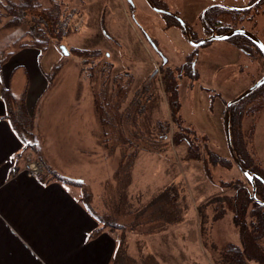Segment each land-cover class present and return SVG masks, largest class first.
I'll list each match as a JSON object with an SVG mask.
<instances>
[{"label":"rangeland","instance_id":"1","mask_svg":"<svg viewBox=\"0 0 264 264\" xmlns=\"http://www.w3.org/2000/svg\"><path fill=\"white\" fill-rule=\"evenodd\" d=\"M212 1L242 7L252 0H171L169 6L181 9L184 16L196 22ZM133 2L137 9L136 19L145 29L155 33L167 48L168 66H182L187 61L185 56L193 50L192 44L178 29H163L162 17L151 10L146 0ZM41 4L47 17L43 16L40 28L46 29V24L56 28L57 23L51 22L50 16L59 11L60 25H68L69 34L60 35L56 28L47 51H24L10 59L16 63L17 59L24 62L30 72L32 85L27 96L30 112L34 110L31 94L39 87L35 84L39 75L47 86L46 73L57 64L62 65L61 78L43 96L37 118L43 133L40 129L36 132L39 137L36 143L47 161H53V164L57 161L61 168L55 171L57 175L79 176L92 184L95 196L98 195L94 197L95 213L118 226L113 232L118 241H124L127 264H213L203 246L204 239L218 246L240 245L233 215L229 211L223 214L222 209L225 198L234 194V186L225 185L247 182L248 178L234 164L222 167L206 162L210 152L232 159L226 135V106L251 87L260 73L259 69H254L258 65L230 39L216 40L212 46L201 47L195 66L197 76L191 79L180 73L179 113L185 122L175 123L162 74L153 78L150 75L155 64H160L159 58L153 57L156 52L148 46L138 25L133 23L127 3L122 0H41ZM263 4L264 1L258 7L244 11L245 20L237 26L249 29L257 21L256 30L263 32ZM104 16L107 27L110 25L117 30L111 29L115 38L121 33L125 45L108 43L102 33ZM156 17L160 19L157 29L153 23ZM27 18L17 27L0 29V52L9 50L14 40L34 27L31 16ZM63 46L71 51L68 55L61 50ZM78 51H84V54L79 57ZM186 70L190 71L189 68ZM13 82L14 92L21 94L18 75ZM142 82L147 84L144 93L141 89L137 91ZM93 94L105 104L110 102L115 106L109 113L115 129L108 126L101 130V127L100 134L96 133L101 124L95 117ZM255 103L257 101L253 99L246 107L249 118L244 130H254L252 150L255 147L257 154L253 158L264 171V112L257 118L254 128L251 111H254ZM114 111L118 113L115 115ZM87 118L91 131L82 130ZM118 120H121L120 127L116 125ZM167 120L168 132L166 126L157 127V122ZM88 131L90 134L94 131L93 135ZM161 131L168 138L163 139ZM97 134L100 147L90 145L86 152L78 147L82 141L90 144L92 138L96 140ZM174 136L190 140L196 149L193 153L206 162L186 159L187 144L183 141L181 145H175ZM124 155L126 159L122 166ZM33 158L38 160L34 154ZM104 175L108 178L105 182L109 183L105 188L101 184ZM133 179L137 192L130 186ZM88 191L91 192L90 188ZM139 191L141 195L138 196ZM88 204L93 205V202ZM248 264L256 263L248 261Z\"/></svg>","mask_w":264,"mask_h":264},{"label":"trees","instance_id":"2","mask_svg":"<svg viewBox=\"0 0 264 264\" xmlns=\"http://www.w3.org/2000/svg\"><path fill=\"white\" fill-rule=\"evenodd\" d=\"M42 11L41 0H19L18 2L8 1L6 3L3 0H0V29L17 27L26 22V18L30 16L35 24L29 32L14 40L10 45L9 50L0 52V68L6 64L13 55L22 50H35L39 53L47 51L51 42V36L54 34L56 28V31H59L60 35L69 34L67 29L68 25H62V27L60 25L59 11L55 16H50V21L54 24L55 22L57 23L56 28H51L47 24L45 25L46 29L40 28V25L43 23L41 21H43L44 17H47ZM74 11L73 13H75ZM242 13H244L243 10L237 13L232 12L231 14L239 15L241 20H238V23H240L245 20ZM229 29L230 28H221L219 32L223 33ZM60 31L63 32L60 33ZM230 40L236 47L247 49L248 40L245 36L236 35L231 37ZM82 54H84V51L77 52L79 57H81ZM192 61V58H188L186 66L183 68L185 70L187 68L190 69L188 72L191 79L194 78V75L192 74L193 70L191 68ZM178 70H180V68L173 69L172 66L165 65L161 72L163 78L162 84L166 89L171 118L175 123L184 121L179 113L181 109V103L179 100L181 80L179 76H177ZM61 73V63L57 64L50 73H46L45 78L48 80V83L46 89L37 100L33 112H30L27 108V87L20 95H15L11 86L4 87L1 92V98L7 106L6 118L9 120L15 133L23 143L22 151L15 156L16 166H19L21 161H25L26 164L31 160H35L36 158H33L34 154L44 165L47 175L45 183H50L56 180L66 185L80 187L82 189L81 200L86 205H89L88 203L92 196L91 192L88 191L89 187L84 182L57 175L53 166L45 159L43 152H41V149L36 143L39 139L38 134L36 133L38 131L37 118L43 101V96H46L47 92L55 87V84H57V81L61 78ZM253 99L257 101V103H255L256 106L254 107V111H251V113H253L251 122H253L255 128L257 118L264 112V86L260 87L240 102L232 105L230 110V127L235 155L240 160L242 166L255 177L257 199L253 197V187L248 179L247 182L239 181L225 185L226 187L234 186V194L225 198V207L222 209V212L223 214L228 211L232 213L233 223L239 233L241 243L240 245L231 243L224 246H218L216 243L207 240V238L204 239L203 246L210 254L213 264H248V261H254L256 264H264V171L259 169L256 159L253 158L257 154L255 147L254 151L252 150L254 130L253 128H251V132L244 130L246 119L249 118V110H247L246 107H248V103ZM94 105L102 130L108 126L112 128L115 123L113 122L114 119L111 116V118L109 117V113L115 109V106H112L110 102H106L105 104L97 96H94ZM114 112L115 115L118 113L117 111ZM120 121L121 120H118L116 123L118 127H120ZM156 125L157 127L166 126L168 132L169 120L165 122H157ZM189 128L192 129L194 135H197V132L193 127L190 126ZM104 134L106 135V133ZM121 134L123 133L121 132ZM160 134L163 139L165 137L168 138L166 133H162L161 131ZM173 141L177 146L181 145L183 141L187 144L188 150L187 155L185 156L186 159L190 161L206 162V159L202 160L200 155H195L193 153L196 149L193 148L190 140L180 139L179 136H174ZM125 159L126 155H124V157L122 156V166L125 164ZM206 163L214 165L220 164L222 167L234 164L238 167L233 157L231 160L225 159L214 152H210L209 160H207ZM16 170L14 169L11 172L12 175ZM99 221L102 226L98 227L92 232V234H90V239L98 237L107 228H111L112 232L115 228H118L117 225L105 221L103 218H100ZM201 232L203 233V231ZM204 236L205 235L203 234V237ZM127 259L126 251H124V241L120 240L118 241V247L111 264H127Z\"/></svg>","mask_w":264,"mask_h":264},{"label":"crops","instance_id":"3","mask_svg":"<svg viewBox=\"0 0 264 264\" xmlns=\"http://www.w3.org/2000/svg\"><path fill=\"white\" fill-rule=\"evenodd\" d=\"M24 51L35 50H22L16 54ZM10 59L0 68V264H111L118 247L115 233L106 229L98 237L90 239V234L102 226L94 209V197L98 195L95 196L92 184L79 176H63L84 182L90 188V201L93 205H86L81 200L80 187L56 180L42 183L23 172L25 161L16 166L15 156L22 151L23 143L6 118L7 106L1 98V92L9 86L14 92L13 81L17 75L21 93L27 87L28 96L32 84L25 63H20L19 59L17 63ZM37 79L35 84H39V87L31 94L34 107L46 88L41 75ZM83 123L86 126L82 130L91 131L89 118ZM40 128L38 124V130ZM98 128L96 133L100 134L101 126L98 125ZM93 133L88 131L89 135ZM90 145L100 147L98 134L90 144L82 141L78 147L86 152L91 148ZM47 148L51 152L48 144ZM85 156L89 157L90 154ZM48 162L54 171L60 168L57 161L54 164L53 161ZM14 169L17 170L12 175ZM101 180L104 188L109 185L105 182L108 180L105 175ZM130 184L137 192L134 179ZM137 195H141V192Z\"/></svg>","mask_w":264,"mask_h":264},{"label":"flooded vegetation","instance_id":"4","mask_svg":"<svg viewBox=\"0 0 264 264\" xmlns=\"http://www.w3.org/2000/svg\"><path fill=\"white\" fill-rule=\"evenodd\" d=\"M102 1L105 2L106 0L105 1L102 0ZM170 1L171 0H146L147 5L151 8V10L154 13H156L157 15H160L162 17L163 29H165L167 31L170 29H178L184 35L185 39H187L192 44L193 50L191 53L187 54L185 56V58L186 59H188V58L193 59V61L191 62L192 63L191 68L193 70L192 74L194 75V77L197 76V72L195 71V66H196L198 58H199L200 48L201 47L206 48V47L213 45L212 44L213 41H207L202 45H200V43H202L204 40L209 39L212 36L223 35L225 33H229L230 31H233L235 29H245V30L249 31L251 34H253V36L256 39L260 40L264 44V31L259 32L256 30L257 21H256V23L253 22L255 24L252 25V28L248 29V28H245L242 26H237L238 18H240V17L237 14H231L232 12L237 13V12H240L242 10L246 11L249 9H254V8L258 7L264 0H261V1L252 0L248 5H245L242 7H232V6H228L224 3H217V1H212V4H210L209 6H207L206 8L203 9V11L200 14L198 21H196V22H192L186 16H184L181 9L180 10L172 9L169 6ZM123 2L128 4L133 23L135 25H138V27L140 28L142 35H143L144 39L146 40L148 46H150L156 52L157 55L155 56L153 53V57L159 58L160 64L158 65L156 63L154 70L152 72H150L151 73L150 75L153 78L162 72V69L165 65L169 64V59L167 58L168 57L167 56L168 50L163 45V43L158 39V37H157V35H155V33H152L150 31H148L147 29H145L143 24L138 19H136L135 11L137 9H136V6H135L133 0H122V3ZM104 5H105V3H104ZM108 6H109V2H108ZM107 7H106V9H108ZM108 10L112 11L113 9H108ZM107 14L109 15V13H106V15ZM259 14H257L256 17ZM106 19H107V17L104 16L103 17V23H102L103 24L102 26H104V28H103L102 33L105 36V38L108 40V43L111 45L118 44L119 46L121 44L125 45V44H123L124 42H123V38L121 37V33H118L119 35L115 38V35L113 34V32H115L116 29L110 28V25L107 27V20ZM153 23H154L156 29H157V27H160V19H158V17L154 18ZM109 24H110V22H109ZM221 28H230V29L227 30L226 32L220 33L219 31ZM111 29H113L112 30L113 32L111 31ZM116 32H117V30H116ZM155 32H156V30H155ZM245 38L248 40L247 49L238 48V47H236V48H238V50L245 53L249 57L250 61H252L253 63L255 62L258 65V67L257 68L254 67V69H259L260 73L257 74L256 80L251 84V86H253L261 78L264 77V69H263L264 52L254 39L248 38V37H245ZM214 41H216V40H214ZM107 56H108V58H110V54H107ZM260 59H262V62L260 61ZM134 61H135V58H134ZM186 63H187V61L182 66L173 67V69L180 68V70H178V74H177V76H179V78L182 76L180 74L181 72H183V74H185L188 78H190L189 73H187L188 71L183 69L186 66ZM135 73L136 72H134V76H135ZM135 80H136V78H135ZM180 80H181V78H180ZM144 82L141 83V87H138L137 91H139L140 89L143 91V93L146 91V90H144V88L147 86V84H143ZM136 85H138V84L136 83ZM262 86H264V84L261 85L260 87H262Z\"/></svg>","mask_w":264,"mask_h":264},{"label":"water","instance_id":"5","mask_svg":"<svg viewBox=\"0 0 264 264\" xmlns=\"http://www.w3.org/2000/svg\"><path fill=\"white\" fill-rule=\"evenodd\" d=\"M261 1V0H259ZM258 3V2H257ZM236 35H242L248 38H252L254 39L258 45L261 47V49L264 52V44L256 39L253 34H251L249 31L245 30V29H235L233 31H230L229 33H225L223 35H219V36H212L207 40H204L202 43H200V45L204 44L207 41H214V40H227L230 39L233 36ZM61 50L63 51V53L65 54H69L70 52L67 50L66 47H61ZM264 84V77L261 78L257 83H255L253 86H251L249 89H247L246 91H244L243 93H241L239 96H237L236 98H234L233 100H231L230 102H228L227 106H226V110H225V126H226V135H227V140H228V145L230 148V152L231 155L235 161V163L237 164L238 168L244 173V175L248 178V180H250L253 190H252V194L253 197L255 199H257L256 196V186H255V177L253 175H251L249 173V171L247 169H245L240 160L236 157L235 155V150L232 144V139H231V127H230V110L233 104L240 102L241 100H243L245 97H247L248 95H250L251 93H253L254 91H256L261 85Z\"/></svg>","mask_w":264,"mask_h":264},{"label":"built area","instance_id":"6","mask_svg":"<svg viewBox=\"0 0 264 264\" xmlns=\"http://www.w3.org/2000/svg\"><path fill=\"white\" fill-rule=\"evenodd\" d=\"M28 176L37 179L38 181L45 183L47 180V175L44 169V165L39 160H31L27 162L23 168Z\"/></svg>","mask_w":264,"mask_h":264}]
</instances>
